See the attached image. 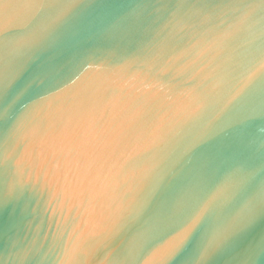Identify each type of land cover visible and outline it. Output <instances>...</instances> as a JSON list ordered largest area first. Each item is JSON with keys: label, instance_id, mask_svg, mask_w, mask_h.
<instances>
[{"label": "water", "instance_id": "obj_1", "mask_svg": "<svg viewBox=\"0 0 264 264\" xmlns=\"http://www.w3.org/2000/svg\"><path fill=\"white\" fill-rule=\"evenodd\" d=\"M0 264H264V0H0Z\"/></svg>", "mask_w": 264, "mask_h": 264}]
</instances>
